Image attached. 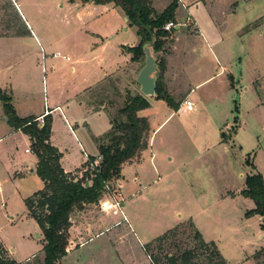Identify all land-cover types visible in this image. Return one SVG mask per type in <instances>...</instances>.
<instances>
[{"label": "rangeland", "instance_id": "rangeland-1", "mask_svg": "<svg viewBox=\"0 0 264 264\" xmlns=\"http://www.w3.org/2000/svg\"><path fill=\"white\" fill-rule=\"evenodd\" d=\"M14 2L18 4L20 14ZM206 2L199 16L202 22L199 29H202L203 36L195 35L194 29L187 32L186 26L190 24L191 16L183 6L179 16L183 18L181 23H184V26L181 25L170 33L172 38L176 39L170 62L174 72L178 71V68L179 70L183 68L184 71L175 73L171 89L185 90L188 83L194 89L197 83L215 74L213 71L215 67L210 63L209 51L203 53L200 46H205V34L215 40L217 33L211 29L210 22L217 21L226 33V41L220 50L228 64L230 74L238 81L237 90L230 91L228 87L225 88L217 76L194 89L204 107L197 115L170 116L174 109L161 100H156L151 107L142 110L150 122L151 132L158 128L149 149L151 151L144 154L143 165H149L152 153L157 167L167 176V181L142 190L140 197L126 198L127 194L122 191L126 198L123 212L129 218L128 223L122 221L123 217L119 211H107L105 214L101 213L99 206L98 208L86 206L81 211H75L70 219L71 224L73 220L80 223L81 228L95 222L99 215L107 216L109 225L110 222L117 224L106 231L103 228L98 233L97 229H92L89 233H86L88 231L85 232L84 228L80 229V240L75 234L68 239L67 249L73 246L70 241L74 242V247L63 258L61 264H149L150 260L144 246L173 229L176 230L169 232L164 241L152 243L148 252L151 258H157L159 263L166 264V255L179 257L185 251L193 250L194 258L191 264L218 262L211 256V247L198 248L189 220L191 218L204 233L206 241H213L217 245L228 264H244L246 257L263 245L258 239L261 230L257 217H247L248 219L240 224L239 213L232 209L231 214L230 206L227 204L229 201H226V204L214 202L225 193V190L235 191L238 187H243L244 179L242 180L240 175L246 176L251 171L245 164L246 161L252 165L257 164L259 169L264 170V130L254 124V119L246 117L248 128L244 131L243 148L240 150L238 146L231 145L230 149V146H227L229 153H225L224 147L218 144L219 133L215 126V122L221 118L223 120L220 126L221 134L225 138L231 135L238 126L236 120L232 122L233 117L241 120L239 113L240 108L243 111L240 106L242 99L248 104L253 94L245 91L244 87H248L255 80L261 81L264 96V0H240L235 10L232 8V0ZM67 8L66 0H0L1 97L10 98L9 87H20L24 79L32 80L33 85L32 99L26 103L17 100L15 105L18 109L37 103L42 108L50 65L48 61L41 62L43 56L49 58L54 52V48L50 50L44 48L40 52V46L44 47L43 41L38 38L40 45L37 47L28 37L31 36L30 31L36 33L43 30L45 40L68 37L70 30L67 29L65 21L71 14L67 13ZM187 15L190 20L185 22ZM53 26H57L58 29L55 31ZM244 26H248L249 30L240 34L239 30ZM172 43L170 39L167 40L163 49L171 50ZM21 47L23 48L20 49ZM197 49L199 53H195ZM153 55L157 66L160 60L165 62L167 59V55L161 51L153 52ZM18 63L24 64L26 67L24 72L20 71ZM156 73L158 75V69ZM105 86L101 87V90H104ZM104 91L103 96L111 100L110 89L108 95H105L107 90ZM123 99L124 97H121L119 100V107L122 106ZM235 107L238 110L237 114L234 112ZM113 117H116L115 111L111 113V118ZM43 120L39 125L43 124ZM225 123L231 126L225 128ZM107 126L104 114L100 115L94 125L89 124L91 133L102 132ZM252 135H255L253 140ZM79 137L82 139L80 135ZM85 137L84 135L83 140ZM71 142L74 143L73 139ZM72 143L65 146L70 160L68 164L71 166L77 163L78 158ZM86 144L92 146L90 143ZM26 148L30 149L25 139L19 135H12L0 143V241L15 261H22L35 245H43L41 230L27 214L23 205L21 195L24 189H16L8 178L11 166L14 165L11 163V157L22 154ZM258 150H261L260 157L253 160ZM84 170L70 175L69 179L81 176ZM123 174L131 175V170L125 169ZM150 181L152 182V179ZM103 198L113 201L107 194H103L100 200ZM132 212H136L134 220L129 214ZM182 221L185 222L176 226ZM79 241L84 242L80 247L77 246ZM39 261L34 259L29 264H38ZM255 262L264 264V255L262 254Z\"/></svg>", "mask_w": 264, "mask_h": 264}, {"label": "crops", "instance_id": "crops-1", "mask_svg": "<svg viewBox=\"0 0 264 264\" xmlns=\"http://www.w3.org/2000/svg\"><path fill=\"white\" fill-rule=\"evenodd\" d=\"M232 1V8L235 10L240 0ZM172 2L176 4V9L174 11V24L177 26L173 29V31L177 30V28L181 25L184 26V23H181L183 22V18L179 16V11L183 7H186V11L188 10L187 13L190 14L189 16H191V20L189 19L188 15L185 18V22H187L186 20L188 19L190 20V24L186 26L187 32L190 29H194L195 35L203 36V31L201 32L202 29H199L201 28L200 26L202 24L199 16L200 12L206 6V0H181V3H179L177 0H150L151 8L155 11V13L158 14L161 13ZM14 5L19 12L18 4L14 2ZM66 7H68L67 13L71 14L70 18L67 16V20L65 21V23H67V29L70 30L68 37H55L53 40H50V38L45 40L43 30H39L38 32L36 31V33L31 30V36H28L29 39H31L32 42L37 45V47L40 45L38 38L43 41L44 47L42 48V46H40V52H42L44 48H47V50L54 48V52L51 54V57L45 58V56H43L44 59L41 62L44 63V61H48V64L50 65V71L48 77L46 78V97L43 99L42 108L38 106V103L36 105L32 104L30 107L28 106L24 109H21L22 107L18 109L17 105H15L17 100L26 103L27 100L32 99V80L30 81L28 79H24L21 82L20 87L10 86L8 92L11 98L10 103L12 104L14 111L19 118H35V121L38 122V124L43 120L44 117L48 116L50 118L51 128L48 143L61 155L59 159V165L63 172L70 176L80 172L81 170H84L87 164L91 163L88 161L90 157L94 158V160L100 158L97 140L103 137L111 129L109 113H112L114 111V107L118 106L121 97H124L127 94L131 96H135L137 93L140 94L139 86L136 83V78L139 71L144 66V56L137 62L131 61L132 54L129 52V50L138 46L140 39L136 35V28L129 25V22L123 15L122 11L113 4H97L95 3V0H66ZM210 7H212V4ZM210 24L211 29L217 33L216 38L215 40H212L207 34H205V46L201 45L200 47L202 48L203 53H207L209 51L211 55L210 63L215 67L213 70L215 74H211L206 80L197 83L194 89L218 76L219 81L223 82L222 84H224L225 88L228 87L230 91L237 90L238 81H236L235 77L230 74L228 64L225 61V58L222 57V52L220 50L223 48L222 45H224L226 41V33L224 32V28H222L217 21H211ZM26 26L29 28L28 24H26ZM56 28L57 26H53L55 31L58 29ZM247 30H249V27L244 26L243 28H240L239 33L242 34ZM169 39L173 41L171 50L163 49V51H161L163 54L167 55V59L164 62V71L161 81L166 93L173 98V102L177 106V109H175L174 113H171L170 116L173 114L178 116L197 115L200 110L203 111L204 107L199 100L198 95H196V91L191 88L189 83L187 82L188 84L185 90L175 91V89H171L175 73L178 71L182 72L183 68L181 70L178 68V71L176 72L173 70L172 63L170 61L173 55L172 49L174 48L176 39L175 37L172 38V34H170V37L167 38L166 41ZM22 48L23 47L20 49ZM195 53H199V49H197ZM39 55L40 54L38 53V56ZM152 56L154 58L153 51ZM18 65L20 67V71L24 72L26 70L24 64L18 63ZM155 69V75L157 77L156 72L158 66L156 60ZM1 76L2 68L0 67V78ZM186 80L188 81L189 79L186 78ZM260 82V80H255L248 87H244L245 91H250V93L253 94L251 95V100L248 102V104L245 99H242V104L240 106H242L243 111L240 108L239 113L241 120L238 121L236 116L232 119V122L234 120L238 122V126L235 129L234 135L228 138H225L224 136L222 137V130L220 126L223 120L220 118V120L215 122V126H217L219 133L218 144L224 147L225 153H229L227 146H230V149H232L231 145L233 147L238 146L240 150L243 148L244 131L248 128V123L246 122L247 116H250L251 119H254V124L261 126L262 131L264 130V96L261 90L262 83ZM105 84L108 86L106 87ZM103 86H105L104 90H107L105 95H108L109 89L112 92V95H109L111 96L112 101L108 99V102L115 103L111 105V108L108 107L110 104L104 103L102 100L104 97L103 94L105 92L104 90H101V87ZM240 90L243 92L241 87ZM144 98L147 100L150 107L151 104L156 102L155 97ZM185 98L193 103L194 107L190 112L184 110L181 105ZM241 111L243 114H241ZM234 112L236 114L238 113L237 107L234 108ZM103 114L107 119V128L99 133H91L89 124L92 123L94 125L97 119L100 118V115ZM138 115L140 117L146 118L143 111H140ZM146 119L148 121V118ZM148 124L149 138L147 148L142 151L137 158L131 160L129 163L124 164L121 168L119 177L111 181V186L119 192L123 200L121 215L123 218H125V221L122 218V221L125 223L129 222V218L126 217L123 212L126 198L128 196L130 198L136 196L140 197L142 190L148 189L152 185L159 183L164 184V181H167V176L161 173L157 167L155 156L152 153H150L149 165H143L144 154L147 151H151H149V149H151L152 142H154V134L158 130V128H156V130L151 132L150 122H148ZM229 126H231V124H224L225 128ZM82 132L86 136L85 140H83L84 135ZM12 135H19L25 139L26 145L30 147V149H24L22 154H19L18 156L13 155V158L11 157V163L14 165L12 164L13 166H11V169L8 173V178L14 187L16 189H24V193L21 195L24 205V200L26 198L43 189V182L36 175L38 159L33 153V149H31L32 142L29 137L23 134L20 130L15 131L7 125L6 118L3 114L0 103V143ZM79 135L82 137V139L79 137ZM254 138L255 135H252V140ZM71 139H73L74 143L71 142ZM69 143L74 145L76 148V153L78 154V158L76 159L77 163L73 166L68 164L70 160L68 159V153L65 149V146ZM86 143H90L92 146L89 147ZM88 148L91 151H89ZM260 152L261 150L257 151L256 155L253 157V160H257V158L260 157ZM168 160L170 161V159ZM253 166L255 168L254 172L260 173L264 181V170L262 171L261 168L259 169L257 164H253ZM125 169H130L131 175L123 174ZM30 170H33V172H30ZM244 177L245 175H240L242 180ZM151 179L152 182L150 181ZM32 184L33 188H31ZM242 186L243 187L241 188L238 187L235 191L229 190L226 192L225 190V193L217 197L214 202V204H226V201H229L227 204L230 206V212L232 214V209H234L237 214L239 213L240 224H242V221H245L249 218H247L245 214L254 209L253 202L250 199L241 196V191L244 189V185ZM122 191H124V194H127L126 198H124ZM86 206H94L95 208H98V203ZM25 210L28 214L26 208ZM105 212L107 211H101V213ZM129 214L134 220L136 212ZM253 217H257L260 227L261 218L258 215H253ZM8 219L12 220L11 217H8ZM95 219V222L88 223L83 227L85 232L88 231L86 233H89L92 229H97L96 233L100 232L103 228H105L106 231L108 229L114 228V226L117 224H111L110 222L109 225V219L107 216L99 215ZM189 220L205 242H213L206 241L207 239L204 237V233L200 231L197 224L193 222L192 218ZM72 222L73 223L68 230V239L74 236V234L79 239V231L83 228H81L80 223H75L73 220ZM183 222L185 221L179 222L176 226ZM39 237L40 235L38 234L37 238ZM263 237L264 233L261 231L258 235V239L263 242ZM69 243L73 246H70V248L67 249V253L74 247L73 241H70ZM78 243L79 244L77 246L79 247L84 244L82 241H79ZM0 244L6 250L9 258L14 260L6 246L1 241ZM77 246H75V248ZM263 247L264 242L263 245L255 250L252 255H248L246 257L244 264H256L254 256ZM41 250L42 245H35L30 253L25 255L26 257L22 259V261H14L20 264L30 262L35 256L41 254ZM10 251H13V249H10ZM62 260L59 262L60 264Z\"/></svg>", "mask_w": 264, "mask_h": 264}, {"label": "trees", "instance_id": "trees-1", "mask_svg": "<svg viewBox=\"0 0 264 264\" xmlns=\"http://www.w3.org/2000/svg\"><path fill=\"white\" fill-rule=\"evenodd\" d=\"M73 1V0H71ZM97 4L111 3L119 8L127 18L129 25L136 28V35L140 39L138 46L129 50L132 54L131 61L137 62L143 57V46L154 39L153 52L163 51V47L170 33L163 30L168 22L174 23V11L176 4L172 2L161 13H155L151 8L150 0H95ZM159 74L157 75L155 99L164 101L171 109H177L173 98L169 96L162 85V74L164 62H159ZM108 97H103L104 103ZM102 101V102H103ZM112 101V100H111ZM0 103L7 125L17 131L20 130L31 140V147L38 159L36 175L43 182V189L35 192L24 200V206L29 216L39 226L43 235L41 254L32 260H40L38 264H60L59 262L67 255L68 230L71 226V216L75 211H81L86 205L97 204L103 194H106L105 185L120 175L124 164L137 158L147 148L149 138V124L146 118L140 117L138 113L149 107L147 100L137 93L135 96L129 94L124 96L122 106L114 107L116 117L109 119L111 129L103 137L98 139V153L101 159L99 166L92 172H85L82 178L74 181L69 179L59 165L60 154L49 143L51 120L44 117L43 124L35 121V118H19L9 97H1ZM231 131V129H230ZM235 134V129L229 137ZM223 137V134H222ZM88 161L93 162L90 157ZM251 173L244 177V189L241 196L250 199L254 209L245 214L246 217L258 215L261 218L260 230L264 233V181L260 173L254 172V166L248 161ZM88 182L89 186L85 187ZM193 227L198 248L211 247V256L218 262L214 264H227L213 242H205L199 232ZM170 230L159 236L151 243L144 246L149 264H161L157 258H151L149 248L152 243H161ZM264 242V237H263ZM194 251H185L177 256H165L166 264H191ZM264 255V247L255 254L258 260ZM31 260V261H32ZM30 261V262H31ZM25 262L23 264H29ZM0 264H20L10 259L6 250L0 244Z\"/></svg>", "mask_w": 264, "mask_h": 264}, {"label": "built area", "instance_id": "built-area-1", "mask_svg": "<svg viewBox=\"0 0 264 264\" xmlns=\"http://www.w3.org/2000/svg\"><path fill=\"white\" fill-rule=\"evenodd\" d=\"M179 3H181V0H177ZM176 27V25L172 22H168L167 24L164 25L163 27V30L167 33H171L173 31V29ZM182 107L184 110L190 112L193 110V103L188 100L187 98H185L183 101H182ZM47 115V114H46ZM42 124L39 125V127H41ZM100 161L101 159L98 158L96 160H94L93 162H91L86 171L84 170L83 173L85 172H88L89 174L92 173L100 164ZM82 174L81 176L79 177H75L73 178L74 181H77L78 179L82 178ZM105 191H106V194L108 195V198H112V200H105V199H102L98 202V206H99V209L100 211L104 212V211H119L121 213V208H122V204H123V200L119 194V192L113 188L111 186V182H108L106 185H105ZM124 221H125V218H123ZM71 222V221H70Z\"/></svg>", "mask_w": 264, "mask_h": 264}, {"label": "water", "instance_id": "water-1", "mask_svg": "<svg viewBox=\"0 0 264 264\" xmlns=\"http://www.w3.org/2000/svg\"><path fill=\"white\" fill-rule=\"evenodd\" d=\"M153 43L154 39L143 46L144 66L139 71L136 78V83L139 86V92L143 97H155L157 77L155 75V60L152 56ZM30 172H33V170H30ZM87 186L88 182L85 183V187Z\"/></svg>", "mask_w": 264, "mask_h": 264}]
</instances>
